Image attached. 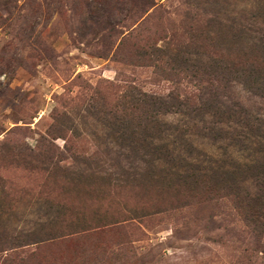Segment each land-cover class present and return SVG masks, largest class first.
<instances>
[{
  "label": "rangeland",
  "instance_id": "rangeland-1",
  "mask_svg": "<svg viewBox=\"0 0 264 264\" xmlns=\"http://www.w3.org/2000/svg\"><path fill=\"white\" fill-rule=\"evenodd\" d=\"M235 197L264 0H0V264H264Z\"/></svg>",
  "mask_w": 264,
  "mask_h": 264
},
{
  "label": "trees",
  "instance_id": "trees-1",
  "mask_svg": "<svg viewBox=\"0 0 264 264\" xmlns=\"http://www.w3.org/2000/svg\"><path fill=\"white\" fill-rule=\"evenodd\" d=\"M241 134H243L242 131L238 133L240 136ZM247 134L249 135L250 133H245L242 136H247ZM235 201H237V207H242L240 212L242 213L246 225L250 226V228H256V231H258L261 226L260 223L262 222V215L264 214V200H251L247 197L241 199L239 197H235ZM259 235V232H254L252 237L254 238L255 236L257 238Z\"/></svg>",
  "mask_w": 264,
  "mask_h": 264
}]
</instances>
